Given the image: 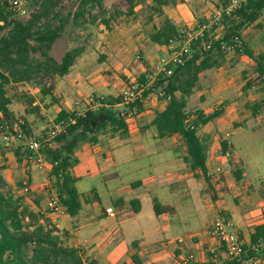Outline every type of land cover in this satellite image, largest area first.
<instances>
[{"label": "crops", "instance_id": "1", "mask_svg": "<svg viewBox=\"0 0 264 264\" xmlns=\"http://www.w3.org/2000/svg\"><path fill=\"white\" fill-rule=\"evenodd\" d=\"M166 12L168 18L180 29L186 24V20H190L181 5L177 10ZM262 19L253 26L262 25L264 29ZM162 24L155 26L160 29ZM144 27L145 30L149 28L147 24H143ZM137 28H140V24L120 31L123 38L121 44L131 45L130 41H133L134 30ZM135 41H140L139 48L147 51L148 45L153 43L145 33H141ZM245 44L254 51V41H245ZM156 47L163 51L173 48L157 44ZM120 52L116 56L124 57V53L120 55ZM259 53L264 54L263 51ZM228 55L227 53L225 64L215 71L216 74H220L233 58ZM149 59L150 64L155 62V58ZM112 68L122 72L121 67L115 64L102 69ZM92 69L84 54L80 61L75 63L70 74L62 77L52 93L46 96L45 104L35 101L34 106L47 107L39 112L46 124L31 127L32 134L45 135L41 130L51 126L62 112L72 114L87 106L91 97L102 98L105 102L109 98H120L114 108L118 112L125 110L122 95L126 92L122 80L114 77V74L104 82L96 77L89 79ZM215 69L217 68L206 72ZM148 71L146 67L143 74ZM255 72L254 62L256 77ZM150 74L148 73L147 78ZM131 76L129 74L127 80H130ZM231 82L229 75H226L223 82L212 89L213 96L219 98L221 93L234 89ZM252 88L256 86L253 85ZM244 90L246 88H243ZM204 93L201 92L200 96ZM79 96H83V99L76 100ZM163 97L161 91L148 94L136 107L135 115L126 120V134L108 131L98 134L95 143L87 140L79 143L72 157L76 161L72 174L78 180L76 187L82 202V209L76 217L51 213L47 184L51 183L52 168L47 165L41 169L35 163H29L28 147L16 144L13 151L0 145V173L16 195L25 197L26 203L33 211L45 215L60 231L67 233V243L70 246L82 249L85 257L94 259L99 264H137L134 257H137L141 264H172L175 261H183L190 255L195 256L194 264H205L214 252L224 254L219 241L208 233V229L221 217L223 211L226 212L225 219L250 236L249 240L245 239L247 246L250 245L255 228L264 223V162L259 156L264 145V108L256 116L252 115L246 125L241 126L240 123L247 118H242L240 109L245 102L240 104V101H237V104L226 106L222 97V115L199 128L200 138L206 144V137L213 142V147H209L207 164L209 175L216 186L215 200L209 193V185L202 173L196 172L200 177H195V172L186 162L188 148L184 139L180 135L159 137L153 123L157 114L167 107L168 102ZM254 98V101L257 100V96ZM263 100L264 98H258L256 104ZM207 108L205 105L197 110L206 115L218 110L211 112L212 110ZM27 115L33 116L36 113ZM22 126L17 122L15 129L20 128L23 131ZM214 129L219 132L226 131V134L221 138ZM245 131H250V135ZM232 137L234 142L231 141ZM223 140L232 147L228 157L222 152ZM53 147L60 146L53 144ZM17 151L20 159L16 155ZM238 172L239 175L236 174ZM26 178H29L31 183L29 194L23 192V182ZM99 178L107 180L104 186L94 184ZM221 189L222 193L219 192ZM92 191H96V195L91 194ZM230 196L240 201L238 206L231 204ZM155 199L163 206L172 208L173 214L157 216L154 210ZM133 200L140 201L141 211L138 214L134 212ZM108 208H113L116 216L107 214ZM201 223V232L182 236L181 233L189 225L196 226ZM167 236L171 238H166Z\"/></svg>", "mask_w": 264, "mask_h": 264}, {"label": "trees", "instance_id": "2", "mask_svg": "<svg viewBox=\"0 0 264 264\" xmlns=\"http://www.w3.org/2000/svg\"><path fill=\"white\" fill-rule=\"evenodd\" d=\"M35 1L38 8L26 21L19 18L17 1L11 5L8 0L0 1V31L5 33L0 39V135L14 133L15 124L18 122L11 109L13 100L8 95V86L28 83L41 75L67 76L82 54L81 50L73 49L67 51L60 61L52 56L53 48L63 36L71 15L70 13L66 17L61 15L58 10L61 0ZM152 1L158 7L153 6L151 10L164 15L162 6L167 4V0ZM220 1L223 9L230 5V0ZM122 2L128 7L129 13L133 14L137 6L136 0ZM102 4L103 0H81L72 21L78 25L88 10L99 8L102 11ZM263 17L264 0H242L231 13L222 14L224 34L213 41V48L210 51L203 49L202 41L193 42L191 53L185 63L172 66L173 74L170 76L160 75L156 83L144 94L145 98L152 92L163 93V98L168 104L163 112L157 114L153 123L159 137L180 135L184 139L188 148L186 162L195 172V177H200L196 172L202 173L215 200L216 186L209 175L207 164L209 145L200 138L198 130L219 118L223 111L217 110L206 115L203 111L196 110L193 115H189L188 100L194 94L202 73L221 68L225 64L228 52L222 49L223 44L233 46L235 52L243 53L254 60L257 80L264 84V54H256L245 43L242 45L234 43L235 37L241 39L242 33ZM149 24H153V18H150ZM258 28L262 29L263 26L258 25ZM149 36L154 44L160 46L170 47L179 40L186 41L181 29L169 18L164 19L160 29L153 25ZM147 76L148 73L141 76L140 84L147 83ZM53 89L54 87L49 86L42 89V92L47 96ZM120 100L109 98L104 107L89 110L85 116L77 119L76 125L70 127L67 134L45 143L40 151L45 160L52 165L50 172L52 188L59 194L61 205L71 217H76L82 209L81 195L76 187L78 180L72 174L76 164L72 158L74 151L80 142L86 140L91 143L97 142V135L100 133L128 132L126 119L114 108ZM28 103V114L40 112V107L34 106V99ZM252 108L253 115L256 116L264 108V100ZM71 116L73 114L62 112L56 122ZM27 126L25 122L22 127L26 129ZM53 144H59L60 147L54 148ZM221 146L226 156L232 147L226 140L222 141ZM29 152L28 149L27 157ZM16 155L20 159L18 151ZM33 155L32 152L30 156ZM91 194L96 195V191H92ZM25 200V197L18 196L12 191L0 173V264H99L96 260L85 257L82 249L70 246L67 243V233L60 231L45 215L33 211ZM132 205L134 212L140 213V201L133 200ZM154 210L157 216L174 212L172 208L163 206L158 199L154 200ZM261 240L264 241V223L255 228L246 254L226 264H246L255 253L253 245ZM133 259L137 264H141L137 257Z\"/></svg>", "mask_w": 264, "mask_h": 264}, {"label": "rangeland", "instance_id": "3", "mask_svg": "<svg viewBox=\"0 0 264 264\" xmlns=\"http://www.w3.org/2000/svg\"><path fill=\"white\" fill-rule=\"evenodd\" d=\"M15 1L18 2L17 7L19 18L24 21H26L30 17V14L38 8L35 0H8L10 5ZM136 2L137 6L135 11L133 14H130L128 7L122 2V0H103L102 11H100L99 8L92 11L88 10L85 17L80 20L81 22L77 25L72 20L79 8L81 0H61L58 10L63 17H66V15L70 13L71 20L68 23L63 36L55 44L52 56L60 61L67 51L73 49L81 50L82 54L80 58L85 54L93 68L89 74V79L96 77L104 82L114 74V77H118L122 80L125 89L124 91L126 92L132 85L139 83L146 67L149 69L147 73H152L158 66L170 61L175 49L178 50L179 46L186 44V41L179 40L172 46V49H170V47L169 50L163 51L158 50L156 44L150 41L152 44L148 45V51L139 48L140 41L136 42L135 40L141 33L149 35L153 30V25H161L164 19L168 18L166 11L177 10L179 5L185 8L190 19L186 20V24L181 28L185 39L187 33L196 34L201 30L204 31L205 36L207 34V39H205L204 36V41L211 43L221 38L224 34V27L221 23L224 9L222 8L220 0H167V4L162 6L165 13L164 15L154 13L153 10H151V7L157 6L152 0H136ZM150 18H153V24H149ZM262 20V24L264 25V17ZM56 22L58 23V21ZM137 24H140V28L134 30L133 41H130L131 45H128L127 43L121 44V39L123 38L120 31L125 28H132ZM143 24L149 26L148 30H145V27L143 28ZM255 27L256 26H250L242 33L240 39L242 42H239L238 45H242L245 41L247 42L251 40L255 43L253 48L254 52H264V29H258V26ZM4 34V32L0 31V39ZM119 51H121L120 55L124 53V57L116 56ZM228 54V56L233 58L228 64H226L220 74L215 73L218 69L204 72L202 74L198 87L188 101L187 109L189 115H193L197 109H200L201 106L205 105L208 107L207 109L212 110L211 112H214L216 109L224 111L223 105L220 104V101H223L222 97L225 100L224 105L226 106L232 103L237 104V101H240V104L245 102V106L243 105L240 108L242 110V118L247 117L244 122L240 123L241 126H244L252 119V107L256 104L258 98H264V84L259 82L254 75V60L250 59L243 53L240 54L235 52L233 49L228 51ZM237 54H240V56ZM149 57L155 58V64H150ZM80 58L77 59L76 63L78 60L80 61ZM112 64L121 67L120 69L122 72H118L114 68H112V70L102 69L103 67H108V65L110 66ZM129 74L132 76L130 80H127L129 79ZM226 75H229V79L232 81L231 83L234 86V89L232 88L229 91L221 93L219 98L214 97L212 89L219 86L225 79ZM61 79L62 77L41 75L31 82L8 86V95L13 100L11 109L14 111L18 122L21 123V125H24L26 120L28 126L26 129H23L24 135L26 136L25 140H14L10 146H6L3 136L0 135V145H4L6 149H13L14 151L16 144L28 147L27 137L37 140L43 139L44 142L46 139L50 138L49 134L52 131V125L45 128V130H41V133H46L45 135L32 134L33 128L31 127L36 125L39 127L45 126L46 121L41 116V113H36V115L33 116L27 115V109L29 108L28 101L34 99V101L37 100L41 103L44 102L45 104L47 99L43 94L42 89H47L49 86L55 88V85L57 82L59 83ZM253 85H255L256 88H252ZM243 88H246V90L243 91ZM201 92L205 93L200 96ZM256 96L257 100L254 101L253 99H255L254 97ZM79 99H83V96L76 98V100ZM43 108L46 109L47 107L43 105ZM43 108L40 107L41 110ZM213 131L221 138L226 134V131L219 132L215 129ZM201 132L202 130H200V133ZM245 133L250 135V131H245ZM206 139H208L207 142L209 147L212 148L213 142L210 138L206 137ZM231 141L234 142V137L231 138ZM29 151L30 154L28 157L32 155L30 149ZM259 156L264 162V145ZM262 174H264V171ZM106 181L105 178H99L94 184L104 186ZM219 192L222 193L223 190L221 189ZM209 193L211 192L209 191ZM229 201L232 205L237 206L240 202L231 196L229 197ZM225 213L226 212L223 211L221 217L226 218L227 216ZM202 224L203 223L196 226L192 224L189 225L187 229L181 233L182 236L186 237L194 232H201ZM239 231L244 239L249 240V235L245 234L242 229H239ZM166 238L171 237L167 236Z\"/></svg>", "mask_w": 264, "mask_h": 264}, {"label": "built area", "instance_id": "4", "mask_svg": "<svg viewBox=\"0 0 264 264\" xmlns=\"http://www.w3.org/2000/svg\"><path fill=\"white\" fill-rule=\"evenodd\" d=\"M242 0H230V5L223 10L224 13L229 14L235 8L241 4ZM204 31H199L196 34L187 33L186 44L179 46V49H175L173 56L168 63L158 66L148 77L146 84H136L132 85L125 94L122 95V103L125 106V110L120 112V114L127 120L135 115V110L138 104L143 102L145 92L152 87L160 75L170 76L173 74L172 66H179L185 63L187 57L191 53V44L196 41H202V47L205 51H210L213 48V42L209 43L204 41ZM240 42L239 37H235L234 43L238 44ZM224 51H230L233 46L227 44L222 45ZM106 102L102 98L91 97L87 106L81 107L74 111L73 116L63 119L59 122H53L52 131L50 132V138L46 139H34L28 138V148L34 153L33 156L28 158L29 163H35L41 169L45 168L47 165L52 166L48 163L45 158L40 154L43 145L51 140H54L58 136L67 134L70 127L76 125L77 119L79 117L85 116L89 110L98 109L104 107ZM6 146H10L12 141H23L26 139L24 132L20 128H16L14 133H5L2 135ZM230 156L229 152L226 155ZM49 189V210L53 214L66 215V211L61 205L59 194L53 190L51 183L47 184ZM23 192L24 194H29L31 192V183L29 178H26L23 182ZM107 214L111 216H116V212L113 208L107 209ZM208 233L211 237L219 241L220 246L224 249V254L220 255L216 252L205 264H226L227 262L238 259L246 254L247 252V242L241 235L239 229L231 221L218 217L211 227L208 229ZM249 246V245H248ZM264 241L261 240L257 244L253 245L254 255L249 258L246 264H264ZM195 256L190 255L187 259L183 261H175L172 264H194Z\"/></svg>", "mask_w": 264, "mask_h": 264}]
</instances>
